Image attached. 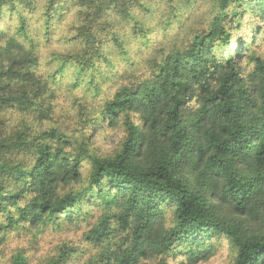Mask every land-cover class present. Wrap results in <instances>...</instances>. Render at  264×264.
<instances>
[{
	"label": "clouds",
	"instance_id": "1",
	"mask_svg": "<svg viewBox=\"0 0 264 264\" xmlns=\"http://www.w3.org/2000/svg\"><path fill=\"white\" fill-rule=\"evenodd\" d=\"M77 4L0 0V32L23 42L27 55V41L42 44L46 30L62 28L61 8ZM77 11L62 33L64 56L43 71L44 62L32 66L26 82L0 80V264H55L65 245L86 248L93 230L117 228L129 203L150 220L153 264H238L241 243L264 237V179L229 160L209 169L200 127L214 129L217 109L207 97L229 77L233 92L259 88L252 112L264 108V73L256 71L264 68V0H84ZM173 119L185 134L179 150L167 127ZM165 162L220 223L195 229L194 245L180 231L174 197L145 205L125 187L128 173L151 174ZM229 167L256 177L239 208L223 174ZM232 224L242 225L239 234L226 230ZM53 237L57 245L42 254Z\"/></svg>",
	"mask_w": 264,
	"mask_h": 264
},
{
	"label": "trees",
	"instance_id": "2",
	"mask_svg": "<svg viewBox=\"0 0 264 264\" xmlns=\"http://www.w3.org/2000/svg\"><path fill=\"white\" fill-rule=\"evenodd\" d=\"M54 2V0H53ZM78 8L84 7V0H78ZM77 7L64 10L61 8V23L65 20L67 13L74 10V18L80 14ZM53 5L49 3L45 15H49V20L53 19ZM75 22L70 28L75 26ZM46 24L49 21H45ZM20 31H23V25ZM56 31V30H55ZM55 31H45L43 33V43L36 41H27L28 54L24 55V43L21 41L13 42V39L7 38L6 33L0 32V69L4 67V61L11 59V64L7 70H0V80L16 79L22 82L28 81L32 73L28 71L34 65L43 63L40 71L51 66L55 60L66 54V50H50V44L53 41ZM38 37L40 33L36 34ZM65 37L63 38V40ZM75 37L68 36L66 42L70 44ZM27 40V37H25ZM65 46V43H62ZM35 51L38 55L33 56ZM51 58V59H50ZM196 68H192L193 74ZM258 73H264V68H258ZM236 86L231 82V78L225 80L219 89L218 95L207 97L212 106L217 109V114L213 121L214 129L205 131L201 125L200 131L206 137V148L199 150L201 159L208 156L207 167L211 170L223 168L225 160L234 162L236 167H254L256 175L264 179V108L253 113L256 108L254 95H258L259 88L242 89L237 88L236 92L232 89ZM239 93V99H235L236 93ZM168 128L175 133L171 138L174 145L181 148L184 144V132L179 127L175 119L170 120ZM157 171L151 174L143 172H130L127 174L128 182L125 187H131L134 191L129 193L131 201L137 200L136 193L143 198L144 204L151 201H158L166 196L174 197L175 203H178L183 210L181 223L183 227L181 232L185 239L191 236L192 244L200 237V232L207 227H220V223L212 216L210 209L203 207L199 198L190 193L182 184L177 183L173 176L167 171V162L157 165ZM223 174L228 179L231 187L228 191H233V201L237 208L241 207V202L246 199V193L249 187L254 184L256 177H245L233 174V168L223 169ZM123 179V177H121ZM251 182V183H250ZM236 193H239L237 201ZM248 203H251L249 200ZM247 207V205H243ZM47 207V206H45ZM140 205L138 203H129L128 212L116 217L117 228L109 229L107 224L101 229L97 228L85 237V240L94 248L99 250L94 258L88 259L85 264H140L150 262V248L145 243V233L149 231L151 223L136 211ZM55 211V209H53ZM145 215L150 216V211ZM242 225L232 224L227 226L228 231L239 234ZM165 243L167 246V242ZM73 248L65 245L60 249V257L55 264H67V261L74 254ZM238 264H264V237H248L241 243V251L238 257Z\"/></svg>",
	"mask_w": 264,
	"mask_h": 264
},
{
	"label": "rangeland",
	"instance_id": "3",
	"mask_svg": "<svg viewBox=\"0 0 264 264\" xmlns=\"http://www.w3.org/2000/svg\"><path fill=\"white\" fill-rule=\"evenodd\" d=\"M73 14H74V10H70L67 13V16L65 20L63 21V23H61L62 28L60 30L55 31V34L53 36V41L49 47L50 50H55V51L66 50V46H63V44L60 41L63 40V38L65 37V35H62V33L66 34L68 30L70 29L71 24L75 22V18ZM65 21L66 23H64ZM84 240H85V237H84ZM57 243H58V239L56 237H53L51 240L48 241L47 244L43 246L41 250L42 254L46 255L49 251L53 250L55 246L57 245ZM68 247L73 248L75 252L74 254H72V257L67 261V264H79V261L84 260V257L88 256L89 253H92V256L89 258L91 259V258H94L96 254L99 252V250L94 248L88 242H87L86 248H78V247H72V246H68ZM140 264H153V260L147 263L143 262Z\"/></svg>",
	"mask_w": 264,
	"mask_h": 264
}]
</instances>
